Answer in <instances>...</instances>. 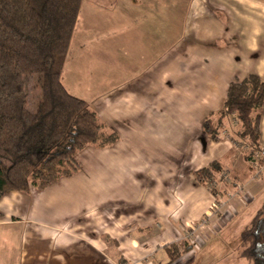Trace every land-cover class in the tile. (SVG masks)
<instances>
[{"label":"crops","instance_id":"obj_1","mask_svg":"<svg viewBox=\"0 0 264 264\" xmlns=\"http://www.w3.org/2000/svg\"><path fill=\"white\" fill-rule=\"evenodd\" d=\"M145 1L83 0L80 12V35L78 39H75L74 33L72 39V43L78 42L76 45L80 46L82 60L77 54L69 52L64 67L65 71L68 65L69 71L63 72L62 75V82L66 89L73 95L87 100L97 112L104 128L107 127L105 130L118 135L119 139H116L109 148L115 147V152L121 148L129 150L135 153L136 162L144 165L142 175L145 181L141 182L142 187L123 194V198L128 197L129 200L118 201V207L111 210L115 220L109 223L104 222L109 216H105L104 208L100 209L102 205H99L98 211L89 212L83 204L79 203L83 200L82 194L71 196L74 198L71 204L63 207H68V211H57L60 215L49 222L50 227L29 226L22 229L23 237L18 244L20 245L25 239L31 240L34 245L33 251L28 256L19 253L13 264H25V256L30 258V261L33 260L31 264H175L179 260L186 261L193 258V256L190 257V252H187L171 262L173 250H169L166 245L179 241L182 235L181 224L204 216L211 201L210 190L206 184L200 185L195 180L193 172L213 162H217L221 168L232 163L231 146L222 143V140L213 141L211 138L210 141L207 140L203 123L207 118L215 121L218 117L219 121L231 82L242 80L253 72L258 73L264 80V3L256 0H188V19L190 18L191 22L186 33L195 34L191 36L192 43L194 42L192 45L195 46L187 43V40L181 47H177V50L171 51L176 52L179 62L168 66L159 79L155 69L134 80L116 87H110V85L106 89V77L110 78L113 74L107 72L108 74L102 77L90 78L88 82L87 79L81 80L78 88L72 87L74 73H77L75 67L79 63L81 65L84 63L82 68H94L96 71L95 69H102L104 65V63L99 64L98 59L102 58L105 62L120 61L118 36L112 33L107 34L106 40L115 38V52L113 45L105 47L108 49L105 51L103 49L105 42H100L103 38L98 39V33L99 31L103 33L105 30L106 20L117 19L119 24L124 20L122 14H120L121 17L117 15L118 4L133 5ZM110 5L113 7H106ZM252 14H255V23H252V18H249ZM124 16L128 17V15ZM229 21H236L240 27L239 31H236L237 35L233 37L234 41L231 34L233 27L229 25ZM248 26H250L249 29ZM94 35L96 39L91 38ZM225 36L231 42L227 46L205 43L209 37L217 39ZM127 44H130V40ZM234 46L237 47L234 48ZM242 51L245 54H241ZM238 54L243 57L241 60ZM239 61L241 64L238 63ZM180 65L184 71L181 74L176 73V77L182 79L183 85L185 86L184 81L187 80L188 84L196 86V92L200 90V86L202 89L207 88L206 95L209 98L210 94L216 97L217 82H220L223 96L219 104H216V99L211 104H203L202 97L205 95L199 96V91L191 95V98L185 94H173L168 99L167 79H171L167 78L168 69L173 70ZM86 73L88 71L84 72ZM184 75L186 78L183 79ZM203 77H206V80L201 83L200 79L203 80ZM75 89H78L80 93H77ZM79 94H86V97ZM187 100L190 102L185 105ZM228 117H232L228 121V126L233 128L237 123L233 118L235 116ZM224 119L227 117L221 119L223 124ZM228 126L225 123L226 131H229ZM231 135L228 137L230 138ZM219 138H222L220 134ZM134 139L135 143L142 144L143 147L153 145L152 149L158 148L154 150L153 156L144 157L138 150L131 148L130 143ZM203 141L206 145H202V151L206 149L205 147L212 148L213 145L214 150L208 153L207 162L201 163V157L196 156L198 158L194 161L193 155L198 154L199 144ZM260 142L261 145L264 143V112ZM217 148L219 150L216 151ZM190 150H192L191 153ZM187 152L188 155H186ZM134 158L132 159L135 160ZM199 162L201 165L198 164ZM250 167L246 163L244 168L234 172L236 174L234 176L238 180L239 178L244 180L248 187L247 205L240 207L236 216L241 214L244 208H249L250 205L255 206L254 198L262 191L264 192V179L259 180V184L257 182L255 184L254 181L257 180L250 177ZM219 173L217 172V175ZM223 183L219 185L222 186ZM163 189L165 192H162ZM32 197L37 198L33 196L32 189L22 195L20 192H13V198L18 202L20 198L21 201L26 199L32 203ZM263 200L264 197L261 201ZM122 202H124L123 205ZM261 204H256V208L258 209ZM0 210L2 213L0 225H23L26 221V219H19L16 215L17 219L9 220L5 211ZM28 210L31 212L39 210V205H30ZM17 220H21L22 223H17ZM32 220L44 224L41 218L36 217ZM58 225L66 230L59 228H57L59 230H53L52 226ZM193 249L195 245L192 252H194Z\"/></svg>","mask_w":264,"mask_h":264},{"label":"rangeland","instance_id":"obj_2","mask_svg":"<svg viewBox=\"0 0 264 264\" xmlns=\"http://www.w3.org/2000/svg\"><path fill=\"white\" fill-rule=\"evenodd\" d=\"M256 1L264 3V0ZM187 2L188 0H146L145 2H140L139 4L135 3L133 5L118 4V7L116 6L117 15L120 16V14H122L124 20H122L120 24L117 19H115V21L110 19L106 20L104 24L105 30L101 29L103 33L99 31L98 39L103 38L100 42H105L103 48L105 51L108 50L105 47L113 45L115 52V38L110 40H106L105 38L109 33H112L116 37L118 36L120 61L112 62L110 60L105 62L102 58L98 59L97 62L99 64L104 63V65L101 67L102 69H95L96 71H94V68H82L84 67V63H82V65L79 63L78 66L75 67L77 73H74L72 79L74 82L71 83L70 81L72 87L78 88L81 85V80L87 79L88 82L90 78L102 77V75L108 74L107 72L113 74L111 77L109 76L110 78H108V76L106 77V89L110 85V87H116L119 84L134 80L138 76L155 69H157L156 74L157 79H159V76L166 71L168 66H173L179 62L176 52L171 51L177 50V47H181L187 40V43L190 45L194 43H192L191 39L193 38L191 36L195 34L189 33V36V34L186 33V30L189 29V23L191 22L190 18L188 19L189 8ZM106 7L112 8L113 6L110 5ZM124 15H128V17ZM254 16L255 14L249 15V18H252V23L256 22ZM80 18L81 16L77 24L75 39H78L80 35ZM248 23H251V21H248ZM230 24L233 27L231 28V34L232 41H234L235 38L233 37L237 35L236 31H239L240 27H238L239 24H237L236 21H229V25ZM249 28L250 26H248V29ZM95 37L96 35L91 38L94 39ZM129 40L130 44H127ZM77 43L78 42L73 41V45L69 52L77 54L82 60L79 50L80 46L76 45ZM205 43L209 45L227 46L231 42L228 40L227 36H225L217 39L209 37L205 40ZM105 44L107 46H105ZM235 47L237 46H234V48ZM241 54L245 53L242 51ZM241 54L238 55L241 56ZM85 55L84 53V56ZM241 58L243 57L241 56L240 60ZM238 63L241 64V61ZM68 68L69 66L67 65V68L63 72L68 73ZM85 71H88V73L84 74ZM183 71L184 68L181 65L173 70L168 69L167 78H171L167 79L168 86L166 87V94L168 95V99L173 94H185L191 98V95L197 94L199 91V96L202 97L205 95L202 97V99H204L203 104H211L215 99L217 100L216 104H219L218 102L221 96H223L220 82H217L215 90L216 97L210 94L209 98L206 95L207 88L202 89L200 86V90L196 92V86L194 85L193 87L188 84L187 80L184 81L185 86L183 85L182 79L176 77V73L181 74ZM90 72L91 74H89ZM184 78H186V75L183 76V79ZM205 80L206 77H203V80L200 79V82L202 83ZM27 91L29 106L34 109L41 100V89L37 86L36 76L30 77L27 80ZM75 91L80 93L78 89H75ZM211 92H213V90H211ZM79 95L86 97V94ZM189 102L190 101L187 100L185 105H188ZM233 118L237 122L233 128L228 126V121L232 119V117L224 119L226 126L229 127V131L225 130V123L223 124L220 122V135L222 136L220 140L223 141L222 143L231 146L230 150L233 151L231 165H225L223 170L218 175H215L216 177L213 182H200L194 175L195 171L193 172L195 180L200 185L206 184L210 190L212 194L211 201L204 216H201L198 220L194 219L189 222L184 221L185 223L181 224L182 228H180L182 229V235L179 241L166 245L169 250H173L172 255L173 257L176 255L175 258L177 259L187 252H190V257L193 256V258L186 261L185 259L179 260L175 264H251L250 260L242 256L243 247L240 234L244 227L253 219L257 211V205L262 203L261 200L264 197V192L260 191L261 193L254 198L257 205L254 204L255 206L250 205L249 208H244L243 212L236 216L240 207L247 205L246 196L248 187L244 180H241V178L238 180V178L234 176L236 175L234 172H238L235 170H239L242 167L244 168V165L248 163L252 168V170L250 169V177L253 180H257L254 181L255 184L256 182L259 184V180L264 179V143L261 145L260 142L261 150L258 149L259 152H253L252 144L239 134L240 122L235 117ZM218 122L217 117L215 119V126L217 127L219 126ZM231 122L233 123V120H231ZM105 129H107V127L104 128L106 134L113 133ZM204 132L202 134H204ZM208 135L209 134L205 132V136H207L205 138L210 141L211 136ZM228 135L232 137L230 136L229 138ZM115 141L110 142V144L101 141L88 144L77 154V158L82 165V170L71 178L62 179L59 184L43 192L33 188V196H37V198L32 197V203L26 199L21 201V197L19 198V202L16 201L13 198V192L8 194V197L6 195V198L3 197L0 200V209L5 211L9 220L17 219L15 215L19 217V219H26L23 225H0V264H13L16 255L19 253H24L26 256L30 253L32 254L34 245L31 240L27 241L25 239L20 245L18 244L19 240H22L23 237L22 229L28 228L29 226L35 228L50 227L49 222H52L53 219H57V217H59L58 215H60L57 211H68V207H63L71 204V201L74 199L71 198L73 195H83V200L78 198V200L83 201H79V203L83 204L89 212L98 211L99 205H102L100 209L104 208L103 212H105V216H109L104 222L107 221L109 223L115 220L114 213H112L111 210H115V208L118 207V201H124L123 199L129 200L128 197L123 198V194L130 190L136 191L139 187H142L141 182L145 181L144 175H142V170H144L145 167L142 163L139 164L136 162V158H134L135 153L124 150L123 148L115 152V147L113 149L109 148ZM134 143L135 139L130 143L131 148L138 150L144 157L153 156L154 150L158 148L152 149L154 147L153 145L143 147L142 144ZM202 145H206L205 141L200 142L198 154L193 155L194 161L198 158L196 156H200L201 163L207 162L209 154L214 150L213 145L212 148L210 147L209 149V147H205L206 149L202 151ZM217 150L219 149L217 148L216 151ZM191 151L192 150H190V153ZM1 153L2 151L0 150V155ZM136 155L143 159L139 154L136 153ZM186 155H188V152ZM200 162L198 164H200ZM211 164H209V166H211ZM225 174L229 176L228 180L225 179ZM238 175L239 174H237V176ZM222 182L224 183L220 186L219 184ZM162 192H165V189H163ZM22 194L23 193H21V195ZM3 200L6 201L4 202ZM123 204L124 202H122V205ZM30 205H39V210H36L38 212L35 210H33V212L29 211ZM43 207H45V209H43ZM36 217L41 218L44 224L32 220L33 218L36 219ZM1 220L2 219H0V221ZM17 223H22V221L17 220ZM59 226L61 225L52 226L53 230L57 228L64 231L66 230L62 228L63 226ZM198 235L203 237V239L196 242L195 238ZM194 242L199 243V247H195V249H193L194 252H192L191 250L194 246ZM26 256L24 257L25 264H31L33 260L30 261V258H26ZM98 259H100V256H98Z\"/></svg>","mask_w":264,"mask_h":264},{"label":"trees","instance_id":"obj_3","mask_svg":"<svg viewBox=\"0 0 264 264\" xmlns=\"http://www.w3.org/2000/svg\"><path fill=\"white\" fill-rule=\"evenodd\" d=\"M82 3L0 0V200L11 192L45 191L73 177L82 170L77 158L82 149L118 139L116 133L104 132L90 103L70 93L62 82ZM33 76L41 89L34 109L27 91V80ZM263 112L264 80L253 72L231 82L219 126L207 118L204 130L219 141L221 119L235 116L239 134L252 144L253 152H259ZM222 170L213 162L194 175L200 182H213ZM240 238L242 256L251 264H264V200Z\"/></svg>","mask_w":264,"mask_h":264},{"label":"built area","instance_id":"obj_4","mask_svg":"<svg viewBox=\"0 0 264 264\" xmlns=\"http://www.w3.org/2000/svg\"><path fill=\"white\" fill-rule=\"evenodd\" d=\"M225 177H226L225 179H227V180L229 179V176L226 175V174H225ZM219 197H220V195H219ZM202 239H203V237H201L200 235H198V236H196L195 241L198 242V241H200ZM196 242H194L195 247H199V243H196Z\"/></svg>","mask_w":264,"mask_h":264}]
</instances>
